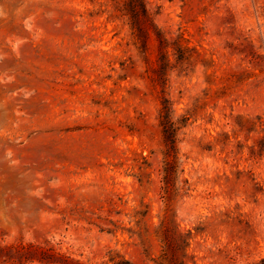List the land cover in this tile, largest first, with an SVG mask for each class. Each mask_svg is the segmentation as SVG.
Wrapping results in <instances>:
<instances>
[{"label": "rangeland", "instance_id": "obj_1", "mask_svg": "<svg viewBox=\"0 0 264 264\" xmlns=\"http://www.w3.org/2000/svg\"><path fill=\"white\" fill-rule=\"evenodd\" d=\"M128 2L0 0V264H264V0H146L147 51ZM159 28L191 115L170 202Z\"/></svg>", "mask_w": 264, "mask_h": 264}, {"label": "trees", "instance_id": "obj_2", "mask_svg": "<svg viewBox=\"0 0 264 264\" xmlns=\"http://www.w3.org/2000/svg\"><path fill=\"white\" fill-rule=\"evenodd\" d=\"M129 5L133 11L134 15V21L136 22V25L134 27H137L140 33V37H142V44L144 46V49L146 51L149 49V40L151 37V33L148 27L142 26L139 24V19H150L151 14L150 10L147 6L146 0H129ZM140 11H141V17H140ZM152 22V21H151ZM135 23V22H134ZM152 25L154 23L152 22ZM157 34V38L159 40L158 45V54L160 57H162V63L159 65L157 72L160 75L162 81H163V89H162V96H161V106L159 110V124L162 128L163 133V142L165 144V148L163 150L164 152V165L162 168L163 173V181H164V190H165V197L170 202L172 199V195L180 194L181 187H174L176 180L179 178L180 174L184 171V168L181 167V159H180V148H179V134L180 131L186 127L189 123V120L191 118V115L189 112H186L182 114L181 116H178L177 119H175V114L177 112V109L175 107L174 100L166 95L167 89H166V73L169 69V63H170V57L173 54L171 51L172 47H176L177 50L182 51V47L180 40L178 38H175L173 40L169 39L165 32L162 31L160 28L158 30H155ZM187 48V47H185ZM172 222H175L174 213H170L169 211H166L164 217L161 220V223L159 225L158 232L160 233V237L162 240L166 242V246L164 248V251L168 253V248L172 245L171 240H178L177 238L180 237L182 240H189L190 236H188V233H192L191 230L188 232L180 231L179 229L172 226ZM169 253L168 256L163 253L162 259L165 260H172V257H170ZM116 264H133L129 259L122 260V262H116Z\"/></svg>", "mask_w": 264, "mask_h": 264}]
</instances>
